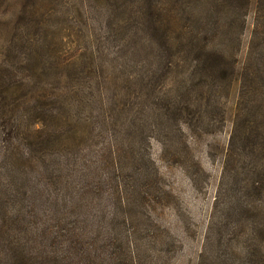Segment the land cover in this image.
<instances>
[{"label": "trees", "instance_id": "obj_1", "mask_svg": "<svg viewBox=\"0 0 264 264\" xmlns=\"http://www.w3.org/2000/svg\"><path fill=\"white\" fill-rule=\"evenodd\" d=\"M106 3L115 13V37L146 33L144 42L162 50L161 66L134 63L132 57L142 51L131 48V60L117 66L110 80H93L90 57L81 69L68 66L62 73L65 87H54L44 81L52 70L46 43L51 0H20L14 19H4L16 9L13 0H0L4 259L8 264H140L135 233L124 232L128 210L154 213L166 193L157 185L160 173L150 153L143 161L154 180L136 187L141 171L125 172L130 153L115 146L119 135L132 140L131 100L145 87L155 98L165 97L168 76L184 69L186 79L178 84L186 90V102L194 95L205 107L177 105L171 121L181 136H202L218 92L226 101L234 99L231 109L225 113L224 104L221 110L231 130L200 264L211 258L212 264H235L227 253L233 245L238 264H264V0ZM197 71L203 75L199 79Z\"/></svg>", "mask_w": 264, "mask_h": 264}, {"label": "rangeland", "instance_id": "obj_2", "mask_svg": "<svg viewBox=\"0 0 264 264\" xmlns=\"http://www.w3.org/2000/svg\"><path fill=\"white\" fill-rule=\"evenodd\" d=\"M107 1L51 0V4L47 5L49 11L54 13L50 28L46 31L52 70L51 75L44 78L45 83L54 87L62 83V87H65L66 80L62 73H67L66 68L81 69L90 57L93 60L87 63L95 70L93 80L100 83L105 77L110 80L115 70L119 69L117 66L131 60L128 53L131 48L142 51L132 57L134 63L144 67L161 66L158 58H162V50L156 44L151 46L144 42L148 39L146 33L139 32L135 38L118 33L115 37L117 27L114 28L111 23L115 13ZM19 2L13 0L16 9L4 19H14L18 15L21 9ZM89 18L93 21L89 22ZM83 21L87 23L86 27L82 26ZM105 22L108 23V30ZM4 47L0 45V52ZM84 53L88 58L83 57ZM183 72L184 69L168 76L169 83L163 98H155L156 94L152 90H145L146 87L141 89L142 96L130 102L133 118L136 119L132 140L124 141L123 136L119 135L115 146L126 147L130 153L125 172L133 174L136 170L141 171L135 176L136 187L144 181L154 180L143 161L144 156L150 153L160 173L157 185L166 193L163 206L154 213L136 208L128 210L124 232L135 233L132 241L138 247L140 264H200L208 222L217 196L222 156L228 146L231 130V123L227 121L229 117L226 115L227 122H224V114L228 107L231 109L234 99L226 101L225 93L218 92L211 100L208 117H204L202 136L197 137L191 132L181 136L178 127L171 121L177 105L188 104L191 110H196L200 104L205 107V102L193 98L194 95L189 96V102H186V90L178 84L186 79L181 77ZM202 76L200 71L194 73L197 79ZM191 89L190 82L188 91ZM224 104L225 113L221 111L225 108ZM210 117L213 120H209ZM180 125H184V122L180 121ZM153 129L156 131L153 132L154 138L151 136ZM2 247L0 242V264H8L2 255ZM227 253L238 264L234 245L227 249ZM212 262V258L206 259L204 264Z\"/></svg>", "mask_w": 264, "mask_h": 264}]
</instances>
